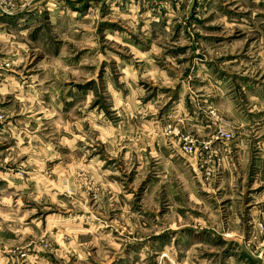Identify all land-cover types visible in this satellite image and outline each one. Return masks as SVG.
<instances>
[{
	"label": "rangeland",
	"instance_id": "1",
	"mask_svg": "<svg viewBox=\"0 0 264 264\" xmlns=\"http://www.w3.org/2000/svg\"><path fill=\"white\" fill-rule=\"evenodd\" d=\"M0 264H264V0H0Z\"/></svg>",
	"mask_w": 264,
	"mask_h": 264
},
{
	"label": "built area",
	"instance_id": "2",
	"mask_svg": "<svg viewBox=\"0 0 264 264\" xmlns=\"http://www.w3.org/2000/svg\"><path fill=\"white\" fill-rule=\"evenodd\" d=\"M184 151L187 152V153H190L191 152V148L190 147H185Z\"/></svg>",
	"mask_w": 264,
	"mask_h": 264
}]
</instances>
